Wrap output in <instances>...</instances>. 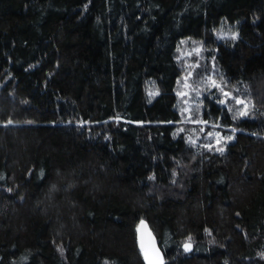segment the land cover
<instances>
[{
  "label": "trees",
  "instance_id": "1",
  "mask_svg": "<svg viewBox=\"0 0 264 264\" xmlns=\"http://www.w3.org/2000/svg\"><path fill=\"white\" fill-rule=\"evenodd\" d=\"M141 221L264 264V0H0V264H146Z\"/></svg>",
  "mask_w": 264,
  "mask_h": 264
},
{
  "label": "rangeland",
  "instance_id": "2",
  "mask_svg": "<svg viewBox=\"0 0 264 264\" xmlns=\"http://www.w3.org/2000/svg\"><path fill=\"white\" fill-rule=\"evenodd\" d=\"M202 46L197 42H185L179 48V61L182 63V66L190 61L192 58L196 57L201 50ZM193 60V59H192ZM189 67H184L182 78L178 84V94L181 102L184 104L189 96L190 92L193 91L192 84L194 83L193 74H189L191 71H188ZM216 85V81L213 80ZM195 91V90H194ZM196 93V91H195ZM197 133V132H196ZM199 138V134L196 135ZM210 138H215L214 134L210 135Z\"/></svg>",
  "mask_w": 264,
  "mask_h": 264
},
{
  "label": "snow or ice",
  "instance_id": "3",
  "mask_svg": "<svg viewBox=\"0 0 264 264\" xmlns=\"http://www.w3.org/2000/svg\"><path fill=\"white\" fill-rule=\"evenodd\" d=\"M215 85V82H212ZM155 95L156 93H151ZM237 103H244L243 101H236ZM241 116L247 115L246 109L240 113ZM223 151V149H220ZM146 225L143 221H141L140 228L138 231L140 232L139 237V246L141 251L143 252L145 260L148 264H163L162 257L160 256L159 250L156 248L155 245V238L151 235L150 232L146 231ZM185 248H190V245L186 244Z\"/></svg>",
  "mask_w": 264,
  "mask_h": 264
},
{
  "label": "water",
  "instance_id": "4",
  "mask_svg": "<svg viewBox=\"0 0 264 264\" xmlns=\"http://www.w3.org/2000/svg\"><path fill=\"white\" fill-rule=\"evenodd\" d=\"M140 224H141V223H140ZM144 224L147 226V227H146V231H147V232H150L151 235L155 238V245H156V248L159 250L160 256L162 257L163 264H164V261H165L164 254H163L162 250H161L160 247H159V244H158L157 238H156L154 232L151 230L149 224H148L147 222H144ZM139 228H140V225H139L138 229H139ZM139 237H140V232L137 231L138 244H139ZM188 245H190V244H188ZM139 247H140V246H139ZM140 250H141V248H140ZM185 250L188 251V252H190V251L192 250V246L190 245V248H187V249L185 248ZM141 252H142V251H141ZM142 255H143V252H142ZM143 258H144V255H143ZM144 261H145L146 264H148V262L145 260V258H144Z\"/></svg>",
  "mask_w": 264,
  "mask_h": 264
}]
</instances>
